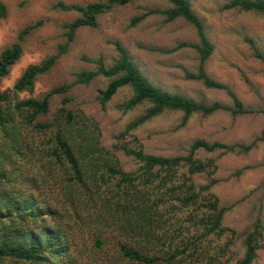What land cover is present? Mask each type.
Listing matches in <instances>:
<instances>
[{"label": "trees", "instance_id": "1", "mask_svg": "<svg viewBox=\"0 0 264 264\" xmlns=\"http://www.w3.org/2000/svg\"><path fill=\"white\" fill-rule=\"evenodd\" d=\"M131 1L54 2V9L77 13L62 24L64 41L38 63L26 66L11 88L0 85V264H225L202 245L209 235L226 233L222 221L228 207L211 190L215 178L194 182L195 175L211 176L217 169L213 157L200 158L197 153L246 152L264 137V130L247 144L195 139L185 154L172 156L146 153L126 140H136L134 130L165 110L182 112V123L195 113L217 110L264 113V106H244L229 86L206 72L214 47L190 0H164L169 7L147 9L132 17L130 25L154 13L163 14L165 21L182 18L191 24L197 42H179L172 48L190 47L198 54L195 72L185 76L206 88L225 90L232 105L196 101L157 87L118 42L113 43L116 56L111 63L101 56H83L94 66L76 71L71 82L40 96L17 97L19 92H32L37 77L68 50L78 28L96 26L99 15ZM226 6L264 16V0H229ZM6 14L0 0V19ZM42 21L25 25L16 41L0 52V83L21 56L25 34ZM249 43L264 65V52ZM97 77L107 79L96 95L102 108L122 88L130 94L118 109L126 112L146 105L114 136L111 147L101 143L97 120L68 106L71 87ZM56 94H62L60 105L51 112ZM117 151L132 157L138 167L125 170ZM263 240L264 224L257 218L244 235L242 256L233 264H251Z\"/></svg>", "mask_w": 264, "mask_h": 264}, {"label": "rangeland", "instance_id": "2", "mask_svg": "<svg viewBox=\"0 0 264 264\" xmlns=\"http://www.w3.org/2000/svg\"><path fill=\"white\" fill-rule=\"evenodd\" d=\"M7 14L0 19V52L17 39L18 32L27 24L42 19V24L25 34L22 54L1 79V89L11 88L15 79L32 63H38L53 53L58 43L64 41L62 24L77 16L73 11L52 8L56 1L86 3L95 0H2ZM229 0H190L206 33L213 44V52L206 60L205 70L216 81L230 87L246 107L264 106V65L253 55L249 40L264 52V16L252 11L228 7ZM164 0H133L115 6L110 12L99 15L97 25L76 30L68 50L53 67L37 77L32 92L22 91L18 98L40 96L51 87L69 83L74 73L94 66L83 56H101L111 63L116 56L114 42L125 48L132 61L148 80L157 87L184 95L196 101H218L232 105L231 97L222 89L206 88L186 73L195 72L198 54L190 47L174 48L179 42H197L194 28L182 18L165 21L161 13L150 14L135 25L130 19L147 9H165ZM106 78L97 77L87 85L71 87L68 106L81 109L98 121L101 143L111 147L125 124L144 110L146 105L123 112L117 104L130 94L120 89L102 108L96 95ZM62 94L52 97L50 111L60 105ZM264 130V113L232 115L228 110H217L204 115L195 113L182 123V112L165 110L146 121L127 136L129 144L141 146L144 152L172 156L187 152L195 139L223 143H249ZM123 168L134 170L138 163L122 151L116 152ZM200 158L213 157L217 169L211 176L203 173L194 176L196 184L210 178L217 181L211 190L221 204L228 207L222 224L228 230L221 236L209 235L202 243L211 254H218L225 264H233L243 254V238L260 218L264 224V137L243 153L221 151L197 153ZM222 250H226L222 252ZM251 264H264V240Z\"/></svg>", "mask_w": 264, "mask_h": 264}]
</instances>
